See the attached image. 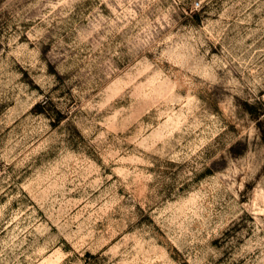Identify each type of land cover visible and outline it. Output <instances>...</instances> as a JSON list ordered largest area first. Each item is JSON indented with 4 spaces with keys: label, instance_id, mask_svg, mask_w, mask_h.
<instances>
[{
    "label": "clouds",
    "instance_id": "obj_1",
    "mask_svg": "<svg viewBox=\"0 0 264 264\" xmlns=\"http://www.w3.org/2000/svg\"><path fill=\"white\" fill-rule=\"evenodd\" d=\"M0 264H264V0H0Z\"/></svg>",
    "mask_w": 264,
    "mask_h": 264
}]
</instances>
